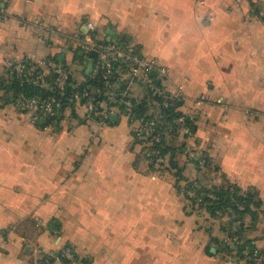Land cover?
Returning a JSON list of instances; mask_svg holds the SVG:
<instances>
[{"label": "crops", "instance_id": "0c3cea01", "mask_svg": "<svg viewBox=\"0 0 264 264\" xmlns=\"http://www.w3.org/2000/svg\"><path fill=\"white\" fill-rule=\"evenodd\" d=\"M89 22L99 42L131 43L168 68L162 83L192 120L172 140L185 145L182 179L251 192L243 237L264 252V0H0L1 75L9 61L47 58L86 82ZM10 96L0 87V264H39L62 244L76 264H243L218 251L222 222L189 205L168 160L150 165L126 114L98 125L78 108L41 130ZM194 149L210 156L202 171Z\"/></svg>", "mask_w": 264, "mask_h": 264}, {"label": "built area", "instance_id": "2783aa9c", "mask_svg": "<svg viewBox=\"0 0 264 264\" xmlns=\"http://www.w3.org/2000/svg\"><path fill=\"white\" fill-rule=\"evenodd\" d=\"M22 24L31 29H42L44 24L39 20H21ZM89 32L85 34L80 41V50L83 52L84 58L89 62V76L91 78H100L105 81L108 88L113 93H105L106 98L98 97L94 90L81 86V83L73 82L71 71L68 68L55 64L47 58H31L22 61H9L6 65L8 72L14 73L20 78V81L29 82L40 89H44L49 94L35 95L24 97L18 95L14 104L21 110L27 112L30 116L31 123L41 130L57 131L62 124H71L68 116L58 121L60 116L59 109L68 105L81 108L85 112V116L93 119L98 125L110 124L112 116L118 112L126 114L131 123L136 124V137L139 140H147L150 148L162 140L159 127L162 124L169 125L164 121L165 114L158 110L157 106L168 108L172 106L173 97L168 88L162 83V80L168 77V68L159 63L155 58H146L142 56L136 47L128 42L118 43L114 41L99 42L94 38L93 33L95 24L89 22L87 24ZM159 80L160 83L157 82ZM138 84L143 91L149 92L156 96L160 103L158 105H149L151 107L147 114L137 116L134 113L137 106L142 102L135 100L131 95L132 84ZM204 99V97H202ZM221 102V100H217ZM184 118L176 117L173 122L176 124L183 123ZM153 155H157V150L149 149ZM201 157L200 150H189L188 158ZM158 165H165L166 158L160 155L156 157ZM207 167L204 159L199 162V168L202 171ZM202 173V172H201ZM209 172V177L212 178ZM211 180V179H210ZM208 185V184H207ZM198 182L193 180L191 186L187 183L181 188L182 194L189 199L200 201L196 191ZM211 187V186H208ZM211 199H215V195L207 193ZM239 211H243L245 207L241 204L237 205ZM216 217L222 218L223 212L216 211ZM227 216V215H226ZM243 220L238 216L230 215V225L225 230V243L228 247L236 249L241 241L232 236V232H236L242 226ZM56 235L60 236V232L55 229ZM59 255L54 252L47 254V258L43 259L39 264L44 262L52 264H76V254L68 245H62L59 249ZM247 254V252H245ZM226 258H231L227 252H221ZM232 254H236L233 252ZM249 258L254 260V264H263L264 255L260 250H256ZM246 260L241 259L244 263Z\"/></svg>", "mask_w": 264, "mask_h": 264}, {"label": "trees", "instance_id": "16d2710c", "mask_svg": "<svg viewBox=\"0 0 264 264\" xmlns=\"http://www.w3.org/2000/svg\"><path fill=\"white\" fill-rule=\"evenodd\" d=\"M94 38L96 39L95 33H93ZM79 53L83 55V52L79 48ZM60 65V64H57ZM63 66V65H60ZM67 68L66 66H63ZM5 72L7 76H2L0 73V87L5 90L7 93L11 94V100L15 101L17 99L18 95H22L24 97H31L35 95H44L49 94L44 89H40L39 87L29 83V82H21L20 78L16 76L14 73L8 72L5 68ZM73 82H76L73 78H71ZM158 83L159 80H157ZM81 86L88 87L91 90H94L95 93H98V97L100 98H106L107 96L105 93H113V90L108 88V85H106L105 81L100 78H91L89 75L87 76V80L84 83H81ZM160 103V100L154 96L153 94L146 92V99H144L134 110V113L137 116L147 114L150 110L149 105H158ZM172 106L168 108H164L162 105L157 106L158 110H160L161 113L165 114L164 121L167 122L169 125L162 124L159 127V131L161 132L162 140L159 143L154 144L150 148L147 146L146 148V156L148 160L150 161V165L152 167L158 166L161 167L162 165H158L156 163V157L157 155L165 157L168 161V165L172 169H176V176L178 181V187L179 191H181V188L184 184H188L189 186L192 185L193 180H183L182 179V171L179 167L178 163L176 162V153L178 150L183 149L182 147H185V145L177 147V144L174 143L172 140L176 138L180 133L183 127L189 126V124L192 122L191 119H189L187 116L182 114L179 111V102L177 99L173 100ZM77 108L75 106L64 105L59 109L60 116L58 117V121L63 119L65 116H71L77 117L76 113ZM183 117L184 121L181 124H176L173 122V119L176 117ZM113 121L110 120V124ZM136 136V132H135ZM144 142H147V140H142ZM149 149L157 150V155H153L149 152ZM201 159H204L207 165L210 163V156L202 152V156L199 158L197 156L190 159L195 165L197 166V169L199 170V162ZM208 176H205L204 179L202 178H196L194 181L198 182V187L196 189L198 193V197L200 201L189 199L187 196L184 195L186 200L189 202V205L193 207L194 209H204L206 210L211 217H216V211H222L223 213H226L228 215H235L241 218L242 220L245 218L247 214H252L251 210V204L254 203V195L251 192L247 193H241L239 189L236 187H228L227 189H218L215 187H208L205 180L208 179ZM206 178V179H205ZM207 193H212L215 195V199H211L209 196H207ZM238 204H241L245 207L243 211L238 210ZM217 218V217H216ZM230 224H228L229 226ZM223 230L225 231L228 227L225 225H222ZM244 232V221L242 223V226L239 230L236 232H232L231 235L237 237L241 243L239 246H237L236 249H232L228 247L223 242H216L218 251L221 252H227L231 258H236L237 261L240 262L241 259H245L244 264H254V260L249 258V255H253L254 252L257 250L256 246L251 240H247L243 237ZM63 245V244H62ZM67 245V244H64ZM70 246V245H68ZM71 247V246H70ZM72 248V247H71ZM75 252V251H74ZM235 252L236 254H232ZM247 252V254L245 253ZM261 253L264 252L261 251ZM43 264H48L44 262ZM50 264V263H49ZM264 264V263H263Z\"/></svg>", "mask_w": 264, "mask_h": 264}, {"label": "rangeland", "instance_id": "374dc122", "mask_svg": "<svg viewBox=\"0 0 264 264\" xmlns=\"http://www.w3.org/2000/svg\"><path fill=\"white\" fill-rule=\"evenodd\" d=\"M132 89H134V90H138V86L134 83V84H132ZM145 144H146V148H147V146H148V143L147 142H145ZM209 174V173H208ZM206 181V180H205ZM184 195V194H183ZM202 209V208H201ZM227 215V216H226ZM212 218H215V219H218V218H216V217H212ZM219 220L222 222V225H225V226H227V227H229L228 226V224H230V215H228V214H226V213H224L223 214V216H222V218H219ZM243 221H244V219H243ZM223 234H224V240L222 241L223 243H225V240H226V234H225V231L223 230ZM226 244V243H225ZM64 245V244H63ZM62 246V245H61ZM220 253H221V251H219ZM241 262V261H240ZM242 263V262H241ZM244 264V263H243Z\"/></svg>", "mask_w": 264, "mask_h": 264}, {"label": "water", "instance_id": "95a60500", "mask_svg": "<svg viewBox=\"0 0 264 264\" xmlns=\"http://www.w3.org/2000/svg\"><path fill=\"white\" fill-rule=\"evenodd\" d=\"M86 32H89V30H86ZM116 119V116H112V121H114ZM57 255H59V252L56 253Z\"/></svg>", "mask_w": 264, "mask_h": 264}]
</instances>
